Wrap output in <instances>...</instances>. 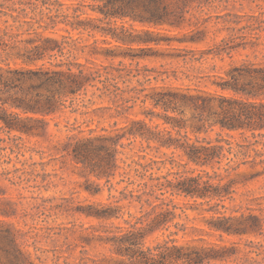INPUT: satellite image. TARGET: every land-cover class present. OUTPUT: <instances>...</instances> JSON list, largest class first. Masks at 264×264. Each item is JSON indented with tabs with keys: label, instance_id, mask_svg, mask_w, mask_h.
I'll list each match as a JSON object with an SVG mask.
<instances>
[{
	"label": "trees",
	"instance_id": "obj_1",
	"mask_svg": "<svg viewBox=\"0 0 264 264\" xmlns=\"http://www.w3.org/2000/svg\"><path fill=\"white\" fill-rule=\"evenodd\" d=\"M87 1L93 2V11L101 16L84 10L90 6ZM196 1L199 6L203 3L0 0V167L4 168L0 178L16 185L38 176L34 170L5 166L12 163L10 154L16 153L17 158L24 155L21 136L14 132L45 137L49 118L67 109L83 117L114 119L110 127L102 128L66 124L67 134L54 146L71 164L85 167L95 177L86 186L91 194L101 195L107 187L108 199L93 201L86 213L104 221L123 219L86 227L81 245L107 250L83 256L74 264H226L238 253V241L228 243L227 236L263 233L261 216L240 211L227 201L236 200L239 185L264 175V150L257 148L261 143L264 146V141L239 142L223 132H251L255 138L264 137V61L232 63L224 73L208 75L205 85L178 84L168 80V71L139 63L80 61L78 55L90 45L71 35V31L100 33L108 43L115 40V48L141 51L153 50L151 44L163 42H200L204 38L195 34H202V30L190 38H162L159 30L125 23L134 20L183 29L187 24L185 7ZM229 43L224 39L216 50L207 49L199 57L188 56L195 54V49L179 48L188 53L172 57L188 62V57L190 61L201 60L205 53L230 54V48L236 46ZM112 50L98 46L95 40L87 53L133 60L162 55L109 52ZM173 74L176 80L181 78L176 70ZM183 74L192 79L191 74ZM98 101L106 104L92 108ZM136 144L139 150H135ZM148 149L170 150L172 155L157 160L148 156ZM117 176L120 178L115 181ZM0 188L5 193L1 183ZM179 197L194 200L210 213V229L193 226V231L218 235L220 240H207L203 234L187 242L176 237L188 229L176 221L182 216L177 210L185 212L177 202ZM5 202H0V215L4 216L0 218V264H48L47 257L43 258L48 249L35 242L44 227L28 223L19 226L10 219L18 216L12 208L14 203ZM131 207L138 210L132 212ZM45 235L52 237L58 232L47 227ZM62 258L69 264L71 256L64 250L52 259L54 264H61Z\"/></svg>",
	"mask_w": 264,
	"mask_h": 264
},
{
	"label": "rangeland",
	"instance_id": "obj_2",
	"mask_svg": "<svg viewBox=\"0 0 264 264\" xmlns=\"http://www.w3.org/2000/svg\"><path fill=\"white\" fill-rule=\"evenodd\" d=\"M70 2L71 0H64ZM203 3L199 6V2H193L186 5L185 16L187 24L183 29L172 27L168 24L163 26H154L144 24L139 21L127 20L125 23L128 26L141 29L149 27L151 29L161 31L162 38L169 36L190 38L197 30H202L199 35L204 38L200 42H179L173 41L171 45L166 42L160 45H154L153 50L139 49L129 50L127 48H115V40L112 43L103 40L100 33L89 34L88 32L79 34L78 31H71L73 37H79L82 44H91L96 40L98 46H106L113 49L111 53L125 52L129 54H162L156 56H148L145 58H136L135 60L130 57L124 58L122 56L112 57L103 55H90L88 49L81 52L78 57L80 61L87 62V58L93 59L99 63L118 64L124 61L126 64H136L139 66H148L157 70L168 71L171 74L170 81L175 83L194 84L199 83L205 85L208 80V75L224 73L225 70L232 63H240L245 60L249 61H264V0H202ZM87 6L84 8L86 12L93 16H101L99 13L93 11L92 1H87ZM121 23V20L118 21ZM192 22V25L188 23ZM224 39H228L229 44L236 46L230 48V54L224 52L222 55H215L214 53H205V57L201 60L190 61L189 57L202 56L203 51L207 49L216 50V46ZM177 48H173V47ZM179 48L195 49L194 53H189L186 62L182 57H172V55H185L187 50ZM166 55V56H163ZM178 72L181 77L176 80L173 72ZM191 74L192 79H189L183 73ZM167 74V73H166ZM164 76H167L164 74ZM203 76V77H195ZM87 99V98H86ZM87 101V100H86ZM106 104L98 101L92 108ZM84 109V107L82 108ZM91 118H94L92 121ZM49 133L45 137L30 136L14 132L19 139L20 144L23 146V154L17 158L16 153L10 154L12 163L5 164L8 169H15L21 167L24 169L34 170L38 176L31 181L23 182L22 184H12L6 178H0L2 188H0V202L6 204L11 201L14 209L17 210V217H9L14 220L19 226L24 227L25 223L28 225H35L38 227L43 226L44 230L39 231L40 236L36 238L38 246L48 249L43 254V258L47 257L46 263L54 264L53 257L59 251L64 250L69 264H74L75 261L79 262L83 256H94L98 251H106L104 247H99L97 250L91 247L84 248L81 245V234H85L86 227L92 224H111L123 222V219H116L110 221L101 220L95 216L88 215L86 210H90L89 206L93 201L108 199V190L101 195H93L87 189L91 181L95 180L94 176L89 175V171L83 167H76L71 164L69 158L61 156V154L54 148L59 139H63L67 134V125L76 123L82 125V128L88 129L91 127H110L114 119L108 117H100L92 115H85L84 117L79 113H71L68 109L61 115H56L54 119L49 118ZM60 123L56 125V122ZM12 134V135H13ZM3 137L7 138V134L2 133ZM215 136V134H213ZM224 136H230L232 139L239 142L254 141L256 139L264 141L263 136L256 138L251 135V132L242 133L241 131H224ZM259 150H264V146L257 145ZM33 149V150H31ZM139 144H136L135 150H139ZM167 151V155L163 152ZM149 157H154L157 160L168 158L172 155L170 150H163L157 152L155 150H147ZM26 162L25 164H23ZM16 164V166H14ZM160 165V163L158 164ZM157 166V165H156ZM170 166V163L169 165ZM262 168V167H259ZM4 168L0 167V171ZM167 171L163 169V172ZM161 172V171H160ZM20 173V172H18ZM120 177L117 176L115 181ZM19 180V179H18ZM104 184V180L100 181ZM125 183L119 185L123 187ZM236 200L233 202L227 201L231 207L239 208L243 212H252L262 217L263 233L259 234H246L243 236L230 235L227 236L225 241L232 242L238 241L237 255L232 257L226 264H264V175L248 182L245 185H239L237 188ZM177 202L182 206L185 212L178 209V213L182 216L177 218L176 221L184 223L188 226L186 231H180L176 237L181 242L191 241L193 237H198L201 234L207 240H220L218 235H211L207 232L193 231V226L200 229L209 230L207 224L210 219V213L204 211V206H198L194 200L186 197L177 198ZM11 204H8L10 206ZM250 207V208H249ZM249 208V209H248ZM125 210H128L127 208ZM132 212L138 209L131 207ZM128 215L125 214V217ZM0 218H4L0 215ZM47 227H52L58 235L52 237L46 236ZM26 229L28 226L25 227ZM173 229H175L173 227ZM35 239H31L34 241ZM33 250V247H31ZM55 249V250H54ZM96 250V251H95ZM235 258H237L235 260ZM65 258L60 260L61 264L64 263Z\"/></svg>",
	"mask_w": 264,
	"mask_h": 264
}]
</instances>
